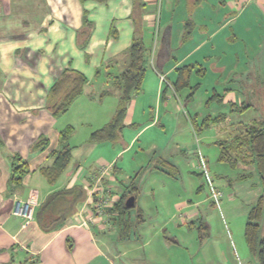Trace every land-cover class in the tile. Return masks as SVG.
<instances>
[{
    "label": "crops",
    "instance_id": "0c3cea01",
    "mask_svg": "<svg viewBox=\"0 0 264 264\" xmlns=\"http://www.w3.org/2000/svg\"><path fill=\"white\" fill-rule=\"evenodd\" d=\"M189 5L197 6L190 17ZM189 18L194 29L183 42ZM83 35L87 41L81 40ZM139 36L147 48L144 81L152 85L157 112L152 122L141 123L136 117V97L132 100L116 143L123 145V151L134 149L160 122L165 128L161 119L164 104L169 106L173 97L177 105L181 104L179 97L186 100L188 91L178 94L168 87L175 81L178 67L197 64L203 68L205 76L193 75L192 85L201 82L205 89L208 83L212 96L223 99L220 105L210 106L208 114L199 113L201 123L219 115L226 116L225 123H233L230 105L245 104L237 93V78L255 80L261 89L264 86V0H0V264H116L119 253L108 245L104 234L118 231L124 224L115 221L117 215L109 211L111 207L100 218L93 202L106 188H111L118 201L133 193L130 197L136 202L139 187L133 184L130 189L121 183L114 187L122 172L117 163L123 151H114L116 144H104L109 142H91L93 132L88 144L96 147L94 165L88 172L79 158L73 165L76 147L62 141L67 124L60 122L61 115L47 109V102L52 86L67 69L86 76L85 72L102 68L108 76L105 83L111 84L110 71L118 68L114 74L118 76L128 67L129 48ZM85 50L91 57L86 62L93 68L76 63L73 67L72 52L83 63L87 59L79 53ZM149 69H153L151 78ZM87 90L88 86L84 92ZM261 124L264 116L256 120L255 125ZM129 128L139 129L128 143L124 132ZM65 146L71 148V161L51 183L45 169L53 165V152ZM140 149L145 159L133 166V174L150 166L146 148ZM22 162L28 173L16 186L10 179L15 164ZM103 167L105 174L101 173ZM33 190L39 193L40 204L33 220L25 224L14 214L15 204L17 199L27 200ZM93 213L96 220L84 225L83 220ZM138 218L144 221L142 216Z\"/></svg>",
    "mask_w": 264,
    "mask_h": 264
},
{
    "label": "rangeland",
    "instance_id": "374dc122",
    "mask_svg": "<svg viewBox=\"0 0 264 264\" xmlns=\"http://www.w3.org/2000/svg\"><path fill=\"white\" fill-rule=\"evenodd\" d=\"M159 5L160 12L161 2ZM85 51L79 53L87 59L82 60L84 65L78 62L76 50L71 51L73 67L75 63L79 67H92L88 64L89 52ZM96 69L85 72L88 90L60 116V122L67 124L65 130H71L67 143L77 148L72 164L81 159L80 165L86 167L85 172L98 157L96 152L92 154L96 147L88 144V139L92 132L111 122L120 102L112 83H105L108 80L106 70ZM149 70L151 78L153 69ZM110 72L114 76L118 68ZM237 79V93L252 108L242 114H233V123L222 122L199 130L202 121L199 113L208 114L210 106L221 104L216 101L219 97L212 99L210 85L206 83V88L201 89L199 80L201 90L192 102L187 104L185 98L179 97L181 104L177 105L173 97L169 106L163 105L161 119L165 128L160 122L144 134L131 151H123V145H115L114 151L123 152L117 163L122 172L117 176V185L113 186L120 187L121 183L130 189L134 185L139 187L136 206L129 213L132 218L122 229L104 234L110 241L108 245L119 253L114 259L116 264H260L257 254L247 244L245 227L249 213L263 198L259 237L264 238V170H258L254 157L248 153L245 159L234 154L231 163L237 160L236 166L220 161L222 150L218 145L222 140L240 135L245 128L242 125H255L256 120L264 116V86L261 89L255 80ZM143 84L142 92L135 99L136 117L141 123L147 120L150 123L157 112L154 109L156 95L151 84L145 81ZM140 105L145 107L144 111ZM110 113L113 116L109 119ZM196 115H199V129L193 125ZM138 129L129 128L124 132L128 143ZM149 143L152 144L148 146ZM140 147L146 148L151 162L136 175L132 173L133 166L145 159ZM136 154L138 157H134ZM215 193H218L217 198ZM142 209L145 211L141 212ZM139 216L144 221L139 220Z\"/></svg>",
    "mask_w": 264,
    "mask_h": 264
},
{
    "label": "trees",
    "instance_id": "16d2710c",
    "mask_svg": "<svg viewBox=\"0 0 264 264\" xmlns=\"http://www.w3.org/2000/svg\"><path fill=\"white\" fill-rule=\"evenodd\" d=\"M194 7L189 5L187 11L189 17L192 16ZM184 41L191 38L193 32V22L189 18L185 26ZM87 41V36L83 35ZM84 39V40H85ZM83 40V41H84ZM84 42L86 45L87 42ZM83 45V46H84ZM147 48L145 47L142 37H135L129 48V65L118 76L111 77L112 86L120 94V102L118 109L109 124L102 129H99L92 133L90 141L93 143H118L121 139L122 131L125 128L124 120L127 115L128 105L132 100L137 97L143 89V83L145 80L147 66H146ZM197 64H188L178 67L175 70L176 78L173 83H170L168 87L172 88L175 93H182L188 91V96L185 102L188 104L194 100V97L201 87L200 83L192 85L193 75H197L199 78L205 76L206 71L203 68H199ZM87 84L86 77L72 69L65 70L56 83L52 86L48 94L47 109H49L53 115L59 116L66 113L77 98H79ZM105 94V93H104ZM218 96H213L212 99ZM211 101V100H210ZM218 103H223V99H216ZM231 114H242L248 111L251 106L248 104H241L240 106L230 105ZM226 119L225 115H219L215 119L206 118L201 125H193L199 130L210 127L213 124H220ZM71 130L67 129L62 132V141H67V136ZM221 147L222 153L220 161L227 162L232 165H237V160L231 163L234 154L241 156L245 159V154H251L254 157V162L260 172L264 170V124L261 125H247L244 131L240 135H235L230 139L222 140L218 142ZM54 158L53 165L50 168L45 169L48 172L47 177L49 182L54 183L59 174L64 171L71 161V148L65 146L60 151H54L52 154ZM17 160L19 158L17 157ZM27 164L22 162L20 165L13 167V176L10 179V183L13 185H19L23 177L28 173L26 168ZM136 190V189H135ZM133 193L124 195L116 204L110 208V212H115V221L119 224H126L129 221V217H126L130 213V210L136 206V202L133 207H127L126 201ZM58 195V194H57ZM135 196V194H133ZM263 216V198L260 199L258 205L251 210L248 215V221L245 227V238L247 244L252 252L256 253L260 264H264V238L260 239V225L259 222Z\"/></svg>",
    "mask_w": 264,
    "mask_h": 264
},
{
    "label": "built area",
    "instance_id": "2783aa9c",
    "mask_svg": "<svg viewBox=\"0 0 264 264\" xmlns=\"http://www.w3.org/2000/svg\"><path fill=\"white\" fill-rule=\"evenodd\" d=\"M164 80V78H161ZM107 169L103 167L101 169V173L105 174ZM96 194V193H95ZM214 196L217 198L218 193H215ZM118 200L112 195L111 188H106L102 190L101 193L96 194L95 200L93 202L95 213L100 217H104L106 214V210L108 207H112ZM40 204L39 202V193L35 190L30 192V195L27 200L23 201L20 199L16 200L15 204V212L14 214L18 217H21L25 220V224L30 223L33 220L34 212L36 207ZM96 215L93 213L89 216L88 220L82 219L83 224L87 225L88 222H94L96 220Z\"/></svg>",
    "mask_w": 264,
    "mask_h": 264
},
{
    "label": "water",
    "instance_id": "95a60500",
    "mask_svg": "<svg viewBox=\"0 0 264 264\" xmlns=\"http://www.w3.org/2000/svg\"><path fill=\"white\" fill-rule=\"evenodd\" d=\"M135 203V198L134 197H130L128 198V200L126 201V206L127 207H133Z\"/></svg>",
    "mask_w": 264,
    "mask_h": 264
}]
</instances>
